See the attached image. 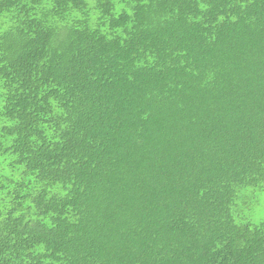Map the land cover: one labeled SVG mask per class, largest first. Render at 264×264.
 Masks as SVG:
<instances>
[{
	"label": "trees",
	"instance_id": "trees-1",
	"mask_svg": "<svg viewBox=\"0 0 264 264\" xmlns=\"http://www.w3.org/2000/svg\"><path fill=\"white\" fill-rule=\"evenodd\" d=\"M0 264H264V0H0Z\"/></svg>",
	"mask_w": 264,
	"mask_h": 264
}]
</instances>
